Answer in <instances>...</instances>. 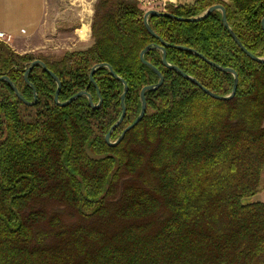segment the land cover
I'll return each instance as SVG.
<instances>
[{
	"label": "trees",
	"instance_id": "1",
	"mask_svg": "<svg viewBox=\"0 0 264 264\" xmlns=\"http://www.w3.org/2000/svg\"><path fill=\"white\" fill-rule=\"evenodd\" d=\"M222 4L242 44L264 57V0H194L167 3L164 11L190 18ZM92 43L61 55L18 53L0 40V76L34 101L27 66L43 60L60 79L59 100L81 90L68 105L55 103L57 83L41 66L29 72L37 102L26 104L0 81V264H264V203L244 198L264 189V63L249 57L217 9L198 21L151 14L154 32L170 45L167 60L218 95L162 62L160 43L144 25L139 0H97Z\"/></svg>",
	"mask_w": 264,
	"mask_h": 264
},
{
	"label": "crops",
	"instance_id": "2",
	"mask_svg": "<svg viewBox=\"0 0 264 264\" xmlns=\"http://www.w3.org/2000/svg\"><path fill=\"white\" fill-rule=\"evenodd\" d=\"M140 5L186 4L194 0H139ZM97 0H0V30L13 35L18 53H56L86 49L92 43ZM159 9V8H158ZM162 9V8H161ZM264 203V189L259 193Z\"/></svg>",
	"mask_w": 264,
	"mask_h": 264
},
{
	"label": "water",
	"instance_id": "3",
	"mask_svg": "<svg viewBox=\"0 0 264 264\" xmlns=\"http://www.w3.org/2000/svg\"><path fill=\"white\" fill-rule=\"evenodd\" d=\"M221 10L222 11V20H223V24L224 26L227 28V30L229 31V33L231 34V36L233 37V39L235 40V42L239 45V47L242 49V51H244L249 57H251L252 59H254L255 61H258L260 63H264V57H259V56H256L254 55L252 52H250L243 44L242 42L239 40V38L237 37V35L235 34V32L233 31V29L231 28L230 24L228 23V20L226 18V9L225 7L222 5V4H214V5H211L209 6L202 14L198 15V16H195V17H190V18H183V17H179L175 14H172L168 11H164V10H158V9H149L145 12L144 14V25L146 27V29L153 35L155 36L156 38L159 39L160 43H152V44H149L147 45L146 47H144L141 52H140V60L148 65L149 67H151L159 76V81L155 84H150V85H146L142 88L141 92H140V102H141V108H140V112L138 114V116L136 117V119L130 124L128 125L123 131L122 133L120 134V136L115 140V141H112L110 139L111 137V133L113 132V130L117 127V125H119L124 116H125V112H126V106H125V97H126V93L128 91V84L126 82V80H124L122 77H120L113 69V67L109 64V63H106V62H101V63H97L95 64L92 69H91V72H90V81L97 87V84H96V81L93 77L94 73L101 67H107L111 73L112 76H114L115 78L121 80L124 84V89H123V92L121 94V105H122V113L119 117V119L116 121V123L110 128L109 132L106 134L105 136V140L106 142L109 144V145H117L125 136V134L130 130L132 129L134 126H136L141 120L142 118L144 117L145 115V111H146V106H147V102H146V92L148 90H155L157 89L158 87H160L163 82H164V76L163 74L161 73V71L156 67L154 66L153 64H151L150 62H148L146 59H145V54L153 49V48H158L162 51V62L168 66V67H171L173 68L174 70H176L178 73H180L182 76H184L185 78L193 81L194 83H196L203 91H205L207 94H209L210 96L214 97V98H217V99H221V100H228V99H231L232 97H234V95L236 94V91H237V87H238V74L237 72L233 69V68H230V67H223L221 66L220 64H217L211 60H209L206 56H204L203 54L197 52L195 49H192V48H188L186 46H177L178 48H181V49H185V50H189L193 53H195L196 55L200 56L201 58H203L205 61H207L208 63H210L211 65L217 67L218 69L220 70H224V71H228V72H231L233 75H234V83H233V88H232V91L230 94L228 95H218L212 91H210L208 88H206L204 85H202L195 77L185 73L184 71H182L177 65L175 64H171L168 62L167 60V52H166V47L169 46L170 44L168 42H166L165 40H163L162 38H160L155 32L154 30L152 29V27L150 26L149 24V21H148V17L149 15L151 14H154V15H162V16H166V17H171V18H174V19H179V20H187V21H198V20H202L204 18H206L211 12H213L214 10ZM262 28H263V31H264V17L262 19ZM36 65H41L53 78L54 80L56 81L57 83V89H56V92H55V95H54V101L56 104L60 105V106H65V105H68L69 103H71L72 101L76 100L78 97L80 96H87L88 97V100H89V103L92 107H98L102 101V97L99 96V102L97 104H95L93 102V97L92 95L87 91V90H81L79 92H77L76 94L72 95L70 98H68L67 100L65 101H60L59 100V91H60V88H61V82H60V79L58 78V76L52 71L50 70L46 63L41 60V59H35L33 60L32 62H30V64L27 66L26 70H25V73H24V77H25V80L29 83V85L32 87L33 89V94H34V101H28L22 94L21 92L19 91V89L17 88V86L15 85V83L7 76V75H2L0 76V81L1 80H5L7 81L13 88L15 94L23 101L25 102L26 104H35L38 100L37 96V91L34 87V85L29 81V78H28V74L29 72L33 69L34 66ZM97 92H99L98 90V87H97Z\"/></svg>",
	"mask_w": 264,
	"mask_h": 264
},
{
	"label": "rangeland",
	"instance_id": "4",
	"mask_svg": "<svg viewBox=\"0 0 264 264\" xmlns=\"http://www.w3.org/2000/svg\"><path fill=\"white\" fill-rule=\"evenodd\" d=\"M154 5V4H153ZM153 5H143V7H142V5H141V7L143 8V9H145V11H147V10H149V9H158V10H161V8H163V7H154ZM72 51V50H71ZM65 53V52H64ZM41 54H46V55H61V54H56V53H51V52H47V53H36V54H33V55H35V56H38V55H41ZM63 54V53H62ZM263 177H264V170H263ZM257 199H259V194L258 193H256L255 195H252V196H248V197H245L244 198V202H251V201H255V200H257Z\"/></svg>",
	"mask_w": 264,
	"mask_h": 264
},
{
	"label": "built area",
	"instance_id": "5",
	"mask_svg": "<svg viewBox=\"0 0 264 264\" xmlns=\"http://www.w3.org/2000/svg\"><path fill=\"white\" fill-rule=\"evenodd\" d=\"M150 3L151 2H148V4H150ZM166 4L167 3H163L162 4V7L163 8L161 10L164 9V7L166 6ZM150 5H153V4H150ZM0 40L3 41V42H5V43H8L9 44L13 40V35L10 32H6V31H3V30H0Z\"/></svg>",
	"mask_w": 264,
	"mask_h": 264
}]
</instances>
